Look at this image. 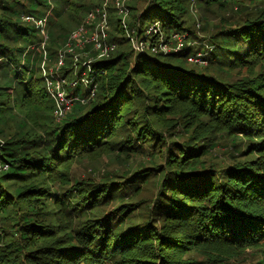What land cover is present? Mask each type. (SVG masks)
Returning a JSON list of instances; mask_svg holds the SVG:
<instances>
[{
    "label": "trees",
    "instance_id": "1",
    "mask_svg": "<svg viewBox=\"0 0 264 264\" xmlns=\"http://www.w3.org/2000/svg\"><path fill=\"white\" fill-rule=\"evenodd\" d=\"M29 1L28 6L16 1L15 6L6 8L17 20L0 23V41L9 38L13 43L25 44L16 49L20 51V57L23 52L26 55L24 69L14 71L17 86L22 85L15 89L20 94L17 97L24 99L27 114L34 118L37 116L36 108L41 107L43 99L49 98L41 85L43 79L33 75L37 72L34 66L43 58L38 46L42 36L34 25L23 22L22 16L42 19L48 15L47 24L53 26L50 28L53 30L54 23L66 8L69 10L70 3L68 0H53L56 7L48 0ZM131 1L126 0V4L134 14L136 10L130 6ZM192 1L149 0V10L137 19L131 16L128 27L134 31L139 27L141 32L158 21L168 38L172 33L188 31L192 36L193 32L184 26V17L191 11ZM113 4L107 7L109 28L103 31L102 40L105 45L114 44L115 49L109 55H103L92 44H87L85 50L79 49L86 56H81L78 75L87 72L89 86L97 85L94 95L91 96L89 87L80 82L75 88L68 87L71 95H79L86 102L76 101L65 118L52 128L48 151L41 153L43 156L30 152V141L9 139L0 143V165H9L6 170L0 167V212L9 211L4 205L6 200L16 209L23 208V202L30 203L14 224L15 231H11L15 239L8 242L6 248H0V264H192L184 260L186 251L191 249L209 255L212 264H226L236 259L242 250L264 244V73L243 82L226 83L205 74L202 72L204 69L198 67H174L170 61L186 60L193 51L192 47L169 55H135L131 39L121 25L122 17ZM99 5L88 10L86 15ZM91 26L94 29L95 25ZM9 28L13 29V33H9ZM244 28L225 32L222 39L212 41L215 47L211 59L222 58L223 64L230 67L247 66L254 57L264 60V14L260 24ZM68 29L65 27L63 30L67 32ZM74 30L63 36L64 43ZM233 35L238 36L240 45L237 47L234 46ZM28 47L39 50L28 51ZM233 47L238 49L237 53V50L231 49ZM1 54L11 62V70L20 66V58H10L0 48ZM51 54L49 59L54 57L57 60L58 52L53 57ZM72 55L69 53L66 56L62 68L63 75L71 76V80L77 78L73 75ZM133 56L134 67L127 72ZM88 57L93 58L90 61L91 71H86V66L82 65ZM167 115L189 118L183 128L186 132L194 129L192 139L198 140L207 132L244 136L251 142L247 147L249 153L242 151L244 156L255 155L251 160L235 164L234 168L216 171L201 165L200 158L206 153L201 146L187 143L191 147L187 151L175 145L177 155L171 157V152L165 157L166 176L162 186L171 205L164 208L157 206L150 222L128 232L130 228L118 226L108 231L106 228L110 226L111 217L104 223L100 218L84 213L88 219L82 226L87 228L79 231L76 242L71 241L68 233L64 238H57L33 218L39 215L35 203L41 202L42 198L49 199L50 188L38 182L16 188L14 193H7L3 188L4 183L25 182L29 177L34 178L35 174L46 176L52 184L57 181L68 184L63 170H69L78 155L102 147L126 123L136 132L139 141L158 139L161 144L165 139H159L163 133L155 126L173 127L176 123L166 118ZM202 117L207 120H201ZM59 136L60 144L55 151V141ZM225 171L227 175H224ZM228 175L229 180L223 181ZM111 190L104 183L90 194L82 191V201L93 210L96 205L106 204L100 202ZM96 191L105 197H99ZM118 195L113 194L112 198H120ZM52 201L59 207L64 226L71 227L72 212L65 213L66 208L71 207V201L60 199L59 194L52 195ZM75 209L76 213H80L78 210L81 208ZM132 215L124 212L122 217L131 219ZM68 219L69 223H66ZM163 219L166 222L159 229L156 224ZM254 264H264V255Z\"/></svg>",
    "mask_w": 264,
    "mask_h": 264
},
{
    "label": "rangeland",
    "instance_id": "2",
    "mask_svg": "<svg viewBox=\"0 0 264 264\" xmlns=\"http://www.w3.org/2000/svg\"><path fill=\"white\" fill-rule=\"evenodd\" d=\"M16 1L24 6H28L30 3L29 0H0V23L5 20H17V17L10 15V13L6 11L7 7L15 6ZM48 1L57 7V4L53 0ZM101 1L102 0H68L67 2L70 3V8L69 10L66 8V10L58 17L54 23L55 29L53 30H50L53 26H49L48 24H46L44 28L37 26L38 22L48 18V15L42 19H36L29 15H21L22 21L34 25L42 36V41L38 46L43 52V58L36 66H34V68H36L35 71L37 72H34L35 74L33 75H35L36 78L43 79L41 85L43 88L45 87L46 93L54 105V109H52V103L49 98L43 99L41 107L36 108L37 116L34 118H30L27 114L26 109L23 106L24 99L17 97L20 96V94L17 93L16 89L21 88L22 85L17 86V82H15L14 79V75L16 74L14 71L19 72L24 69V55H26V52H23L20 57L21 53L16 49H19V46L24 47L25 44H23V42L13 43L9 38L0 41L1 50H5L10 55V58H20V66L17 67L18 70L16 68L11 70V62L7 60V56L0 55V117H2L0 119V143H4L9 139H14L19 142L30 141L29 145L32 146L30 152L39 153L38 156H43L41 153H46L48 151L47 147L52 128L65 118V115L72 110L76 101L86 102L85 98H83L82 101L79 95H71L68 91V86H66L68 91L65 90L66 96L68 99L74 98L73 105L64 115L56 117L54 113L56 104L49 94L45 82V73L56 67V63L61 55H64L66 60V56L69 53H72L73 75H77L80 68L81 56L85 55V53L81 54L82 51L79 49L85 50V48L78 45V41L72 42L71 46H69V38L64 43L63 36H65V34L67 35L79 25V27L73 32L77 31L80 26L85 23L90 12L93 11H90L86 15L88 10L92 7L100 4L99 7L94 9V11L97 12V9L104 7L106 3V6L108 7L110 3L115 2V0H103V3H101ZM72 4L74 6L71 8ZM130 6L135 7L136 12L134 14L127 4H124V8L127 10L125 16L122 17L117 10V14L122 17L120 18L122 26L127 24V21L131 16L132 19L140 17L143 12L149 10L151 4L149 3V0H132ZM190 10L191 11L184 17V26L189 28L194 36H190L189 31L179 33L183 37V49L180 51H186L189 47H192L193 51L186 60L170 61L173 63L172 65L174 67H181L182 69L198 67L204 69L202 72L205 74L213 76L226 83L243 82L264 73V60L260 57L252 58L254 59L253 62L243 67H230L229 65L223 64L224 61L222 58L211 59V53L215 47V45L212 44V41L222 39L223 33L230 30L236 31L237 29H246L244 27L261 23L264 14V0H193ZM106 11V21L101 20L100 24L103 30L109 26V11L108 9ZM65 27L69 28L67 32L63 30ZM86 29L88 31L87 36L89 37L94 29L91 25H86ZM91 29H93L92 32ZM148 30L149 28L139 32L140 28L138 27V30H133L135 32L134 34L128 33L129 29L128 31L126 30V34H128L126 36L136 39L139 32L138 41L144 40L145 42H148L147 46L142 49L147 52L145 55L153 53L150 39L152 38L154 43L157 41L156 34L152 33V35H147ZM9 31V33H13L12 28H9ZM60 33L64 34L61 36ZM114 33L119 35V32L117 31ZM164 36L169 40L165 34ZM237 37V35L232 36L233 41H235L234 46L236 47L240 45ZM160 40L161 38L158 40L157 48L163 49L164 45L160 46ZM130 44L133 47L132 40H130ZM174 46L175 43L170 45L171 48ZM236 47L231 49L237 50V53L238 49ZM33 48L28 47V51L33 50L37 52L39 50L36 47L35 49ZM56 52H58V57L57 60H54L53 56ZM137 52L138 51L134 49L135 55L141 54ZM173 52L175 51L171 49L168 55ZM49 54H51L53 58L49 59ZM156 54L165 55L163 52ZM32 55L34 57L35 52H33ZM76 56L78 58L77 62L75 61ZM134 56L129 62L127 72H130L134 67ZM91 59L93 60L92 57H88L82 62V65L86 66V71H91ZM60 75L63 77L62 70H60ZM70 77L71 76L64 77L67 83L72 79H70ZM87 79V72H82L79 82L85 86V80ZM96 87L97 85L94 87L89 86L91 96L94 95ZM166 118L172 119L173 122H176L173 127H170L169 125L155 126L160 129L159 131L161 133H163L159 136V139L164 138L165 142L159 144L157 141L158 139L155 141L141 142L139 141L136 132H134L130 125L126 123L115 131V136L108 139L102 147L95 149L92 152L78 155L74 159L71 168L67 171L63 170L62 173L67 179L66 183H68L66 185L61 184L60 181L52 184L46 179V176L35 174L36 176H34V178L29 177L25 182L10 181L4 183L3 188H5L4 190L7 193H14L16 188H23L25 185L33 182L43 183L46 187L50 188L51 197L49 199L42 198L43 200H41V202L35 203L39 215L34 216L33 218L36 219L45 231H51L57 238H64L67 236L66 233H68L71 241L76 242L79 231L83 228H87V226H82L88 219L84 213L100 218L104 223L111 217V223L108 224L110 226H107L106 228L108 231L111 230V227L118 226L122 229L130 228L126 231L128 232L132 229L140 228L145 223L150 222L154 217L157 206L160 205L164 208L168 207L167 205H171L167 197H165L166 191H164V187L162 186L165 182L166 176L165 168L167 163L165 157L171 152V157L173 154L177 155L178 149H176L175 145L184 147L187 151L191 149L189 145H186L187 143L194 147L201 146L206 150V153L200 158L201 165L206 169L211 168L216 171L231 169L235 164H241L253 159L255 155L244 156V154L249 153L247 147L251 144V142L244 136H230L226 132H207L205 135L198 138V140L197 138L192 139L191 134L194 129H191L190 132H186L183 128L190 121L189 118H183L176 115H167ZM201 120H207V118L202 117ZM60 139L59 136L55 141V151L60 144ZM62 155L63 154H61V156ZM195 164L198 165L199 163ZM0 167H2L1 170H6L9 165L3 163ZM140 172H143L141 177H139ZM224 175H227V171L224 172ZM229 177L230 175H228L223 181H228ZM104 183L107 184V189H112L108 192L109 194L104 201L100 202L106 204L103 206L96 205L93 210H90L89 204L85 205L82 201V194L84 192L90 194L91 191L100 189ZM82 191L83 193L81 194ZM96 193L99 192L96 191ZM54 194H59L60 199L71 201V207L66 208L65 210V213L72 212V214H70L71 227L64 226L65 222L62 221L58 212L59 207L52 201V195ZM113 194H119L118 196H120V198L113 199ZM65 195L73 197L69 198ZM99 195V197H105L102 196V193H99ZM98 196L97 198L99 199ZM10 203L9 200H6L4 203V205L8 206L9 211L5 212V210L4 212H0V248L3 249L6 248L8 242L15 239V235L13 237L11 236V231H15L16 226L14 224L17 223L19 217L23 215V212L30 205L29 202H23V204H21L23 208L16 209L13 207V204L11 205ZM75 207L81 208V210H78L80 213H76L77 209H75ZM124 212H126L128 216L129 214H133L131 219L123 218L122 214ZM165 222L166 219L160 220L156 224V227L160 229ZM66 223H69V219L66 220ZM263 251L264 244H261L259 247L242 250L236 259L230 260L226 264H254L256 260L263 257ZM210 259L211 257L209 255L197 249L188 250L184 255V260L191 261L192 264H212Z\"/></svg>",
    "mask_w": 264,
    "mask_h": 264
},
{
    "label": "built area",
    "instance_id": "3",
    "mask_svg": "<svg viewBox=\"0 0 264 264\" xmlns=\"http://www.w3.org/2000/svg\"><path fill=\"white\" fill-rule=\"evenodd\" d=\"M113 3L115 5L116 11L118 10V12L120 13V15L122 17L127 14V10H126V8H124V4H126V0H115V2H113ZM106 4L104 5V7L97 9V12H95L94 10L92 12H90V14L87 17V20L85 21L86 25L94 24L96 27V28L94 27L95 29L93 30L91 35L89 37L87 36L88 31H87L86 25L84 23L83 25L80 26V28L77 31L73 32L70 35L69 43H68L69 46H71L72 42H74V41H78V43H79L78 45L82 46L83 48L87 44H92L93 48L96 50H100L103 55H109V53L115 49L114 44H106L105 45L103 43V40H102V33L104 30H103V28H101L100 24H101V20L106 21V17H107V11H106L107 6H106ZM47 22H48V19L45 18V19L39 21L37 26H41L42 28H44V26L47 24ZM123 26L128 31V29H129L128 21H127V24H124ZM42 32L44 33L43 30H42ZM128 33L134 34L135 32L133 31V29L132 30L129 29ZM152 33L156 34V36H157V41L155 43L153 42L152 38L150 39L151 43H152L153 53L156 54V53L163 52L165 55H167L171 49H173L175 52H178V51L183 49V43H182L183 37H182V35H180L179 33H173L170 36L169 40H167L164 36V32L162 30V26H161L160 22L157 21V22L153 23L151 25V27H149L147 35H152ZM138 35H139V32L136 36V39L130 38L132 40L133 48L138 51L137 53L147 54V52L142 50V49L147 46L148 42H145L144 40L138 41ZM145 37H146V35H145ZM139 38H140V36H139ZM160 38H161L160 46L164 45L163 49L157 48L158 47V40ZM173 43H175V46L173 48H171L170 45ZM77 60H78V58L76 56L75 61L77 62ZM65 62H66V60H65L64 55H61L60 58L58 59L57 63H56V67L50 69L49 71H46V73H45V82H46L49 94L54 99L55 104H56V109L54 112L56 117L64 115L67 111H69L71 109V107L73 105V99L74 98H70V99L67 98L66 86L71 87V88L77 87L79 85V80H80V76H81V75H78V73H77V75H76L77 78L73 79V80L69 81V83H67L66 79L64 78L65 76L63 75V77H62L60 75V70H62V68L64 67ZM55 70H56V72H55ZM85 82H86L85 86L89 87V84H90L89 79L85 80ZM94 86H96V85H92L90 87H94ZM92 95H93V93H92ZM82 101H83V99H82ZM5 168H7V167H5Z\"/></svg>",
    "mask_w": 264,
    "mask_h": 264
}]
</instances>
